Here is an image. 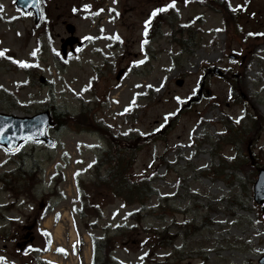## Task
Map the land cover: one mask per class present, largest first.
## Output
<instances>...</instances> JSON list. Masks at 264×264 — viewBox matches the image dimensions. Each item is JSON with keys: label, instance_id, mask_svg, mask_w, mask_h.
Instances as JSON below:
<instances>
[{"label": "rangeland", "instance_id": "obj_1", "mask_svg": "<svg viewBox=\"0 0 264 264\" xmlns=\"http://www.w3.org/2000/svg\"><path fill=\"white\" fill-rule=\"evenodd\" d=\"M170 2L55 0L50 10L54 15L50 35L39 41L31 33V16L20 18L22 13L14 0H2L0 51L12 59L0 63V92L15 95L2 102L4 111L23 116L54 103L78 114L86 103L116 132L163 130L164 134L139 152L134 171L155 175L153 186L159 194L153 196L137 220L132 213L139 210V205L125 206L110 196L100 199L89 184L94 178L92 164L97 153L107 145L98 130L79 132L71 125L62 131L51 130L58 139L55 148L28 143L23 150L27 167L37 161L44 173L32 192L16 197L0 190V256L6 257V264H37L34 260L40 257L58 264H79L75 226L85 237L84 264H92V239H104L120 228L132 235L120 238L111 253L113 264H260L264 214L254 202L244 171H238L240 181L230 186L203 176L200 170L213 163L211 144L222 128L219 122L224 112L238 118L247 106L258 108L264 117V2L226 0L231 6H248L243 22L253 35L245 39L233 30L237 27L233 20L230 23L223 6L213 10L194 0H175L173 14L177 20L173 28L167 23L161 25V33H154L150 42L144 43L151 35L150 31L145 35V21L157 6ZM85 4L91 7L85 9ZM252 11L258 15L248 20ZM64 20L75 26V35L88 39L76 56L68 52L64 57L60 52L61 39L70 35ZM186 27L192 28V34L187 30L177 36L194 39L187 52L169 37L173 29ZM116 35L119 40L112 38ZM34 51L35 56L31 55ZM232 53L240 60L229 59ZM18 60L33 68L32 77L26 67L16 63ZM141 60L143 63H134ZM215 66L225 74L213 71L207 75L201 98L192 100L188 108L186 103L197 95L203 76ZM234 74L245 78V91H239L246 95L245 101L230 93L229 81ZM37 78L41 85L36 84ZM177 79L184 80L182 86L176 84ZM175 97L182 99L178 102ZM175 115L176 120L164 129ZM260 136L252 148L261 162L259 145H264V131ZM212 150L221 156L233 155L224 142ZM19 159L0 149V173L12 169L9 163ZM81 180L87 181L83 186L89 200L102 208L99 218L94 214L80 217ZM49 204L51 209L46 214ZM5 205L13 206L8 209ZM38 215L39 225L31 234L35 240L24 247V227ZM46 218L50 223L47 227L43 223ZM95 222L97 226H90ZM58 226L59 237L55 235ZM153 228H166L173 236L172 246L148 252L142 240ZM49 241L51 247L46 251Z\"/></svg>", "mask_w": 264, "mask_h": 264}, {"label": "trees", "instance_id": "obj_2", "mask_svg": "<svg viewBox=\"0 0 264 264\" xmlns=\"http://www.w3.org/2000/svg\"><path fill=\"white\" fill-rule=\"evenodd\" d=\"M222 1V2H221ZM209 0L205 1L213 7V9H219L222 7L223 12L227 15L228 20L235 21L237 32L246 39L243 24L239 15L232 14L231 5L226 0ZM154 27V26H153ZM192 30L191 28L188 29ZM182 32V30H180ZM192 34L189 31V35ZM175 40L181 44L183 50L190 49L194 45V39L190 36L187 40H182L176 35L173 36ZM233 77L232 95L238 96L236 90L242 89L241 82ZM40 80V79H38ZM2 100V98H0ZM0 100V101H1ZM1 104V103H0ZM1 107V105H0ZM53 113V118L56 123L55 130L68 128L71 125L75 126L77 131L79 130H98L103 135L107 148L104 149L96 161L94 162V178L91 181L90 186L95 188L100 195V199L105 200V197L110 196L112 199H121L125 205H140V211L132 214L139 218L141 211L146 209V205L150 203L153 196L158 194V190L153 186V178L155 175H140L134 171L135 165L138 160L139 152L147 145L156 143L158 139H162L161 132H157L153 135L144 134L141 131H135L130 133H116L109 124L102 118L98 119L93 112L88 108V105L84 104L78 114H73L68 110L55 107L52 104H48ZM255 115V116H254ZM222 131L219 133V142H225L229 149L233 151V156H221L218 153L212 155L213 164L207 170L202 171L203 175L210 177L211 179H219L228 184L235 185L239 177H237L238 171H244L246 175V184L253 183L256 170L250 166L249 162L245 159L244 149L245 145L249 141H256L260 138V131L264 127V117L257 111V113L251 115L247 121L242 124L240 122H234L229 116H225L222 122ZM264 152V149H263ZM219 156V158H218ZM218 158V159H216ZM262 159L264 163V156ZM262 165V164H261ZM42 168L37 166V162L31 168H28L23 160L20 159L17 166L11 171H6L0 175V184L2 190L16 194V196L23 195L29 192L41 181ZM81 184H85L84 181ZM245 184V183H242ZM90 195L84 196L88 204H85L80 210L82 218H86L92 213L98 217L101 216L100 207L96 206V202L89 201ZM152 210V209H151ZM150 213V211L148 212ZM136 219V220H137ZM132 231V230H130ZM148 236L142 240L143 247L148 248V252H152L159 248H168L173 244V236L169 234L168 230L163 229H151L148 230ZM78 245H80L79 264L83 263L82 250L84 247L83 234L79 231ZM132 233L119 231L115 234L106 236L105 239L95 238L93 241V263L92 264H113L112 251L119 245L121 237L127 239L131 237ZM39 264H56L47 259H40ZM121 264V263H119ZM163 264V263H159Z\"/></svg>", "mask_w": 264, "mask_h": 264}, {"label": "water", "instance_id": "obj_3", "mask_svg": "<svg viewBox=\"0 0 264 264\" xmlns=\"http://www.w3.org/2000/svg\"><path fill=\"white\" fill-rule=\"evenodd\" d=\"M17 7H20L25 13L33 10L36 13L38 22L40 18L39 1L38 0H16ZM1 8V6H0ZM67 29L70 33L74 34L75 28L72 25H68ZM75 40L73 38L68 39L63 44V51L69 44H73ZM230 58H235V55H231ZM217 74L221 73L218 68L214 70ZM123 72V70L121 71ZM118 75V79L120 78ZM176 84L183 85V79H177ZM51 113L46 110L45 112L35 114L34 116H18L15 114H7L0 112V146L6 148L10 152H14L20 148V146L26 141H43L49 146L55 144V140L48 135L49 127L53 126ZM251 159L255 163V159L252 154ZM254 184L255 201L258 204H262V211L264 213V167L259 169L257 178ZM261 264H264V257L261 258Z\"/></svg>", "mask_w": 264, "mask_h": 264}, {"label": "snow or ice", "instance_id": "obj_4", "mask_svg": "<svg viewBox=\"0 0 264 264\" xmlns=\"http://www.w3.org/2000/svg\"><path fill=\"white\" fill-rule=\"evenodd\" d=\"M175 6V0H171L170 3H165L162 7H158L156 9L153 10L151 16L149 17V20L145 21V25H148L151 21V19L153 17H155L158 13H161V12H165L167 11L169 8H173ZM85 9H89L91 7V5H88V4H85L83 6ZM75 10V9H74ZM147 27H145V35H147ZM113 39H116V40H119L120 37L118 35L112 37ZM144 43H147V40L144 41ZM5 52L4 51H0V56H5ZM31 55L35 56L36 55V52H32ZM8 59H12L11 56H8L7 57ZM17 64H19L20 66H23V67H28V63L26 61H21V60H18L16 61ZM134 63L136 64H140V63H143V61H134ZM26 83V81H25ZM175 99L180 102L181 101V97H175ZM125 111H127V109H125ZM171 115V114H170ZM165 120H167V117H165ZM164 125H161V127H163ZM0 131H2V129H0ZM61 251H63V249H61ZM0 262H2V264H6V257H3V256H0Z\"/></svg>", "mask_w": 264, "mask_h": 264}, {"label": "flooded vegetation", "instance_id": "obj_5", "mask_svg": "<svg viewBox=\"0 0 264 264\" xmlns=\"http://www.w3.org/2000/svg\"><path fill=\"white\" fill-rule=\"evenodd\" d=\"M259 1L264 2V0H259ZM262 6H263V5H262ZM262 6H261V9H264V6H263V7H262ZM61 40H63V38H62ZM38 220H39V215L36 216V218L34 219V221L31 222L30 224H28V226L31 225V227H32L33 230L36 229V228L38 227V225H39V224H38ZM28 226H25V227H24V230L27 229ZM32 232H33V231H32ZM32 232H30V233H32Z\"/></svg>", "mask_w": 264, "mask_h": 264}, {"label": "bare ground", "instance_id": "obj_6", "mask_svg": "<svg viewBox=\"0 0 264 264\" xmlns=\"http://www.w3.org/2000/svg\"><path fill=\"white\" fill-rule=\"evenodd\" d=\"M47 224L50 225L49 222H47ZM60 231H61V228L58 226L57 229L55 230V235H56L57 237L60 236V235H59V234H60Z\"/></svg>", "mask_w": 264, "mask_h": 264}]
</instances>
